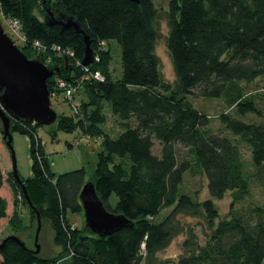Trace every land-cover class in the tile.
Segmentation results:
<instances>
[{
  "label": "trees",
  "instance_id": "trees-1",
  "mask_svg": "<svg viewBox=\"0 0 264 264\" xmlns=\"http://www.w3.org/2000/svg\"><path fill=\"white\" fill-rule=\"evenodd\" d=\"M44 2L55 13L74 18L82 34L47 27ZM0 13L20 24L26 38L22 52L58 71L48 83L50 95L58 78L73 83L89 76L79 89L84 97L76 103L77 112L59 115L57 131L51 134L55 138L57 132L80 129L102 140L91 183L105 209L131 225L105 237L85 225L74 227L68 214H84L79 196L87 184L85 168L56 178L37 134L42 126L13 120L11 133L30 138L33 175L21 178L22 183L41 219L50 221L62 251L48 261L8 241L0 250V264H59L62 259V264H264V207L244 214L234 210L251 193L240 144L249 149L251 177L264 187V121L245 120L264 117L248 91V85L264 77V0H169L162 14L157 0H0ZM161 17L168 28L174 84L164 80L156 54ZM85 38L94 57L100 55V62L88 66L89 73L77 65L85 55ZM113 41L121 49L122 74L116 79L108 48ZM35 42L44 48L38 55ZM102 42L105 51L98 53ZM54 48L74 56L58 57ZM96 72L104 80L94 79ZM195 92L203 99L222 100L237 116L223 113L222 130L213 133L210 118L189 100ZM106 110L121 128L114 137L103 129ZM155 141L161 145L159 155L154 153ZM179 148L192 153L211 199L199 202L180 192L190 163L180 161ZM4 182L14 198L10 229L16 234L28 228L20 201L37 227L13 171L6 180L0 171V187ZM228 193L233 202L222 216L213 200ZM166 209L170 211L158 220ZM7 210V200L0 197V221L7 218ZM180 236L182 255L175 261L160 259Z\"/></svg>",
  "mask_w": 264,
  "mask_h": 264
},
{
  "label": "rangeland",
  "instance_id": "rangeland-1",
  "mask_svg": "<svg viewBox=\"0 0 264 264\" xmlns=\"http://www.w3.org/2000/svg\"><path fill=\"white\" fill-rule=\"evenodd\" d=\"M169 0H157L158 9L161 14L167 10V3ZM0 20L2 26L7 32L8 36L11 38L13 33L9 35V29L7 27L6 20L2 17L0 13ZM160 29L162 36L156 44V54L160 60L161 73L166 82L170 84L175 83V73L172 64V60L167 50L166 37L168 35V28L164 17L160 18ZM15 39V38H14ZM15 43V41H14ZM20 45V44H19ZM23 46V45H22ZM18 47V46H17ZM19 48V47H18ZM21 48V45H20ZM19 48V49H20ZM108 48L111 50L113 55V61L111 64V72L113 77L116 79L121 76V49L116 42H110ZM248 91L251 93V97H254L258 103L259 108L264 113V77L256 80L255 82L248 85ZM83 92L81 90L77 91L72 103L76 105L83 98ZM190 102L194 107H196L200 112L206 114L210 118L209 129L213 133H219L222 130V126L219 121V116L223 113H229L233 116H237L234 111L228 110L222 100H207L198 96L197 92L191 97H189ZM52 107L59 115H72L73 109L70 106L68 100L64 99L61 95H56L51 98ZM108 117L107 123L103 126L106 133L111 136H116L121 131L120 125L117 124L116 119L110 115L109 110H106ZM264 115V114H263ZM249 123L258 121H264V117L257 119L256 116L250 115L245 118ZM56 123L49 127H39L37 129L38 137L40 138L50 171L57 178L58 176L85 168L87 172V183L93 182V173L96 168L98 154L101 152V139L90 138L84 135L80 129L74 133L57 132L56 137H52V132H56ZM1 128V122H0ZM12 134V146L15 153L17 171L20 178L28 179L33 175L32 166L33 161L30 152V138L26 135H21L20 133L14 131ZM227 134V133H225ZM237 141V138H234ZM241 151L243 153V159L245 163L246 175L250 178L251 193L243 201L235 205L234 210L239 213H247L253 207H264V187L259 186L254 178L253 165L250 157V152L247 146L240 144ZM161 151V145L155 141L154 153L159 155ZM179 158L180 161H185L190 163V169L185 173L183 183L180 186V192L187 194L193 198L195 201H205L211 199L208 191V182L205 175L196 166L192 153L188 149L179 148ZM0 171L1 172H12L13 171V161L11 152L3 141V136L0 131ZM3 173V178L6 175ZM7 173V175L9 174ZM3 186L6 188L1 189L0 193L6 194V192L11 193V189L7 182ZM218 211L222 216L226 215L231 209V204L233 202L232 193H228L222 200H213ZM12 203V201H10ZM21 204V201L19 202ZM14 207V200L11 204ZM22 206V207H21ZM20 210L24 219V225L28 228L23 231L14 234V232L9 227L8 222L4 220L0 223V244L6 238L10 236H19L27 245L29 249H35V232L36 224L31 221L28 209L21 205ZM14 209V208H13ZM170 209H166L159 216L158 220H161L167 215ZM69 221L76 228H81L85 225L84 214L73 215L68 214ZM31 221V222H30ZM186 222H191V220H186ZM195 223V221H192ZM23 225V226H24ZM184 240L183 236L178 237L173 241L171 246L162 252L159 257L162 260L175 261L182 255V242ZM202 243L203 239L201 238ZM39 245L41 246V253L39 257L43 260L55 259L62 248L55 241V232L51 227L50 221L48 219L42 220V229L39 236ZM64 263V259H62ZM1 261V257H0ZM38 264V263H36ZM45 264H50L49 262ZM62 264V263H59ZM172 264V263H171Z\"/></svg>",
  "mask_w": 264,
  "mask_h": 264
},
{
  "label": "water",
  "instance_id": "water-1",
  "mask_svg": "<svg viewBox=\"0 0 264 264\" xmlns=\"http://www.w3.org/2000/svg\"><path fill=\"white\" fill-rule=\"evenodd\" d=\"M136 4L139 0H130ZM44 5V23L47 27H59L62 31L82 34L79 24L66 14H57L50 5ZM85 55L81 65L87 67L94 61L93 50L88 38H85ZM58 73L36 59H30L8 36L0 20V122L1 134L5 145L11 152L13 175L21 185L29 207L36 215L35 249H29L18 236H10L0 244V250L8 241L18 243L23 249L35 256L41 253L39 236L42 219L38 209L33 205L17 171L15 153L12 146L11 127L13 120H25L43 127L54 125L58 114L52 107L48 83ZM85 227L97 236H110L124 227L131 226L123 216L108 212L100 201L95 186L88 182L80 193Z\"/></svg>",
  "mask_w": 264,
  "mask_h": 264
},
{
  "label": "built area",
  "instance_id": "built-area-1",
  "mask_svg": "<svg viewBox=\"0 0 264 264\" xmlns=\"http://www.w3.org/2000/svg\"><path fill=\"white\" fill-rule=\"evenodd\" d=\"M6 23H7L8 29H9V32H8L9 35H10V33H13V36L11 35V39L13 41H15V44L19 48H20V45H21V47H23L26 43V38L22 32V28H21L20 24L18 23V21L6 20ZM105 48H106V43L105 42L100 43L98 53L105 51ZM33 50L36 52V55H38V53L42 52L44 50V48L39 42H35L33 45ZM54 52L57 53L58 57L64 56V58H66V59H70L74 56L73 53H71L70 51H63L62 52L61 50H58L56 48H54ZM94 61L100 62V55L99 54L96 57H94ZM77 63H78L77 65L81 66L82 70H85L86 73L90 72L88 66L83 67L81 65V63H79V62H77ZM94 79L100 80V81L104 80V78L100 72H96L94 74ZM87 80H89L88 75H84L80 79L75 80L73 83H70L69 80H64V79L58 78L55 80L56 81L55 92H53V94H51L50 97L54 98L57 95V93L59 92V94L64 99L69 101L70 106L72 107L73 111L77 112L78 108L74 103H72V101L74 100V97H75L77 91H79V89L82 87V85ZM62 261L63 260H60L58 263H61Z\"/></svg>",
  "mask_w": 264,
  "mask_h": 264
},
{
  "label": "crops",
  "instance_id": "crops-1",
  "mask_svg": "<svg viewBox=\"0 0 264 264\" xmlns=\"http://www.w3.org/2000/svg\"><path fill=\"white\" fill-rule=\"evenodd\" d=\"M1 173H2V175H3L4 172H1ZM7 173H9V172H6V171H5L4 174L6 175V177L4 178V180H6V178H7ZM4 183H5V182H4ZM3 185H4V184H3ZM4 188H6V186H2V187H0V190H1V189H4ZM0 197L6 199L7 202H8L7 218L1 220L0 223L3 222L4 220H6V222H8V218L12 216L13 211H14V209H13L14 207H13V205H11V204L13 203V200H14V198H13V193H12V191H11V193L6 192V194H2V193H0ZM10 201H12V203H10ZM19 206H21V204H19ZM21 207H22V206H21Z\"/></svg>",
  "mask_w": 264,
  "mask_h": 264
}]
</instances>
